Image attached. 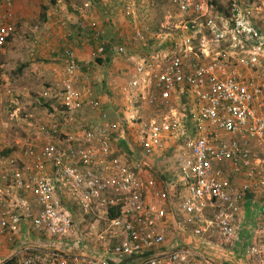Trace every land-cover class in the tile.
Listing matches in <instances>:
<instances>
[{
	"label": "built area",
	"instance_id": "1",
	"mask_svg": "<svg viewBox=\"0 0 264 264\" xmlns=\"http://www.w3.org/2000/svg\"><path fill=\"white\" fill-rule=\"evenodd\" d=\"M18 1L0 0V47L14 31ZM217 1L170 0L185 32L170 37L161 59L156 54L134 63L128 92L139 91L157 114L133 117L137 137L131 155L117 148L126 140L123 124L104 113L81 133L61 138L85 107L100 111L74 50L64 51L59 87L42 92L59 101L63 125L31 123L20 156L0 159V244L16 242L0 264L12 259L13 264H229L196 245L212 236V243L240 250L249 264H264V34L254 23L264 0H230L225 16L214 13L211 4ZM123 11L135 21L131 3ZM260 21L264 25V17ZM134 34L144 39L136 25ZM116 51L125 49L120 45ZM103 54V44H97L90 59ZM177 93L194 111L197 129L177 159L183 196L157 188L146 160L160 157L169 137L181 133L171 105ZM228 172L240 183L229 181ZM18 193L24 195L20 204ZM248 194L259 214L243 226L238 208ZM149 196L159 204L147 201ZM112 211L117 214L110 217ZM169 213L179 215L178 224L195 243L167 242ZM86 216L106 224L95 236L100 246H89L88 254L83 251L94 233L81 226ZM25 221L30 225L23 231ZM32 232L47 240L39 244ZM129 258L137 260L126 262Z\"/></svg>",
	"mask_w": 264,
	"mask_h": 264
},
{
	"label": "crops",
	"instance_id": "2",
	"mask_svg": "<svg viewBox=\"0 0 264 264\" xmlns=\"http://www.w3.org/2000/svg\"><path fill=\"white\" fill-rule=\"evenodd\" d=\"M25 1L26 0H20L16 3L15 13L21 9L22 3ZM89 1L91 2L86 1L79 7H71L72 5H58L56 4V0H50L52 8L47 12L43 24L47 31L45 32V35L42 36V39H35L32 47V54H34L33 58L35 61H38L37 59L40 58L39 55H44L46 62H44L43 66L40 64H34L32 70H36L34 71V74L37 75L40 74V70L45 72L44 80L52 84L47 88H53L56 90L59 87V80L62 75L64 62L63 53L66 49L74 50L77 60L82 65L81 70L83 81L90 87V97L98 100L101 112L99 110L85 107L77 114L75 122L71 125L68 124L65 127L61 133V138L69 132L81 133L80 131L82 128H88V125L101 120V113H104L106 119L110 121H119L123 124L126 129V140L119 141L117 143V148L121 155H131V151L135 148L133 140L137 137V127L133 121V117L138 116L142 119L149 120L153 119L155 117L154 115L157 114V112H154L153 108L145 101V105L142 106V108H147V110L145 111L141 107L140 110L139 108L137 109L133 104V96H136L138 99L143 96L141 97L138 94L139 91L128 92V84L131 75L134 72L135 60L132 59V54L127 53L130 51L127 45L128 43L137 46L144 45L145 37L143 40L135 38V24L132 23V19L128 16L127 17L130 21L124 19L123 9L125 4L119 6V3L117 2L119 0H113L111 3H108V5L103 2L96 3L95 0ZM261 17H264V15H257L254 23L255 27L264 34V25L260 21ZM131 38H135V41H129ZM158 38L162 39L164 37L161 35ZM162 40L163 41L160 44L163 45L165 42H168L171 46L169 39ZM97 44H103L105 49L104 54L99 57L103 60L102 63H97V59L95 61L90 59V53L96 48ZM120 45L125 48L123 55L116 51V48ZM148 50L149 53L147 54H150L151 50L149 48ZM158 53L159 52H157V54ZM138 58H136V60ZM261 61L264 65V58H261ZM243 71L245 72V75H254V72L252 71ZM40 96L42 97L40 98L42 107H39L37 110L38 114H35L34 117L30 119V122L28 123L29 133L33 130L32 125L30 126V124L36 121L50 123L51 121L57 120L59 121V124L63 125L62 122L64 121V117H62L61 109L58 108V106L61 107L59 101L57 99L44 98L42 93ZM262 97L264 98V89ZM176 99L186 101L184 95L181 93H177L173 101ZM112 115L115 116V119H110L109 116ZM192 123L194 126L193 131L196 133V123L194 120ZM186 138L187 136H184L182 133L177 137L170 136L165 143V149L160 157L157 154L146 157L149 166L147 168L149 171H152L151 176L156 180V187L161 190L168 188L171 190V194L179 196H183L185 190L179 182L177 159L182 144ZM12 156L19 157V151L18 155L14 154ZM2 157L4 158V156ZM2 157H0V159H2ZM144 173L146 174L147 172ZM226 178L229 181H232L233 178L237 183H240L239 179L237 180L236 177L234 178L229 172L228 174L226 173ZM251 196L252 195L248 194L239 204L238 218L239 221H242L243 226L248 223V220L250 221L255 215L259 214L256 205L252 202ZM22 197L24 198V195L18 193V200L16 202L20 204ZM147 201H150L152 204H159L152 196H149ZM168 204V202L163 201V206L166 208H169ZM178 216L171 213L166 216L164 226L167 242L174 243L176 241L184 240L187 243H195L196 239L194 236H190L185 231H182L183 229L180 227L182 224H178L180 222ZM29 225V222L25 221L22 230H27ZM31 235L33 239H37L39 244H44L42 241L47 240V238L41 239V237L33 232ZM16 239H18V237ZM211 239L215 241L216 237L212 236ZM211 239V243H196V245L199 248L202 247L205 252L213 257L226 260L229 264H249L248 258H246L240 250L236 248H222L217 244L212 243ZM15 245L16 242L10 244L7 241H3L0 244V260L12 255ZM135 260H137V258ZM111 264L126 263L121 261L112 262Z\"/></svg>",
	"mask_w": 264,
	"mask_h": 264
},
{
	"label": "rangeland",
	"instance_id": "3",
	"mask_svg": "<svg viewBox=\"0 0 264 264\" xmlns=\"http://www.w3.org/2000/svg\"><path fill=\"white\" fill-rule=\"evenodd\" d=\"M86 1L91 2L89 0H56V4H69L72 5L71 7H79ZM95 1L96 3H107L106 5H108L113 0ZM229 1L218 0L217 5L221 6V10L217 12L213 9L214 13L217 16H225ZM117 2L119 6L131 3L135 18L132 23L145 35L144 45L137 46L129 43L127 45L130 50L127 53L132 54V59L135 62L138 57H145L144 55L150 57V55L153 56L157 52H159L158 55L161 59L165 53L169 52L170 48L168 42L163 45L160 44L163 41L162 39L170 40L172 36L179 38V35L185 32L181 28L183 19L176 8L172 6L170 0H119ZM51 6L50 0H26L22 3L21 9L15 13V28L12 38L0 47V157L18 155V151L29 133L28 123L35 114H38L39 107H42L40 99L42 97L40 95L47 87L52 85L44 80L45 72L40 70V74L37 75L34 74L36 70H32L34 64L43 66L46 62L44 55H39L40 58L35 61L32 47L35 39H42L47 31L43 24L47 12L52 8ZM223 13L225 15H221ZM123 15L124 19L130 21L124 13ZM259 15H264V12ZM161 35L164 38H158ZM129 41L133 42L135 40L131 38ZM194 43L197 44V41L194 40ZM148 48L151 50L150 54H147L149 53ZM133 99V104L137 109L140 110V107L142 108L145 105L142 98L138 99L133 96ZM171 105L172 110L180 119L181 133L184 136L195 134L192 123L194 117L192 112L194 111L187 104V101L176 99L172 101ZM142 109L147 110V108ZM109 117L115 119L113 115ZM6 151L9 152L8 155H4ZM89 218L86 216L81 226L83 225L82 228L86 231H92L94 237L90 239L92 241L85 244L86 248L83 252H86L90 248L89 246L93 248L100 246V241L95 236L101 234L106 227L102 220L96 221ZM85 254H88V252Z\"/></svg>",
	"mask_w": 264,
	"mask_h": 264
},
{
	"label": "trees",
	"instance_id": "4",
	"mask_svg": "<svg viewBox=\"0 0 264 264\" xmlns=\"http://www.w3.org/2000/svg\"><path fill=\"white\" fill-rule=\"evenodd\" d=\"M218 3L217 2H214V3H212L211 4V6H212V8H214L215 9V11H217V12H220V5L218 6L217 5ZM221 15H225L224 13L223 14H221ZM12 38V33H9L8 34V36H7V39H6V42H8L10 39ZM105 50V49H104ZM97 63H102L103 62V60L102 59H100V58H98L97 60ZM58 108L59 109H61L62 110V107H59L58 106ZM9 154V152L8 151H6L5 153H4V155H8ZM117 213L116 212H111L109 215H110V217H113V216H115ZM90 220H92L91 218H89ZM83 226V225H82ZM129 260H133V258H129V259H126V262H129ZM14 263V260L12 259V260H9V261H6L4 264H13Z\"/></svg>",
	"mask_w": 264,
	"mask_h": 264
}]
</instances>
